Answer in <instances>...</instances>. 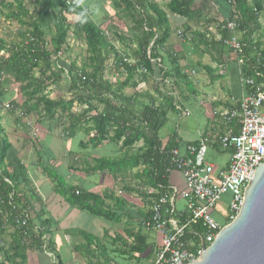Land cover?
I'll return each mask as SVG.
<instances>
[{"label": "trees", "instance_id": "trees-1", "mask_svg": "<svg viewBox=\"0 0 264 264\" xmlns=\"http://www.w3.org/2000/svg\"><path fill=\"white\" fill-rule=\"evenodd\" d=\"M110 1L113 14L96 23L92 13L81 2L71 5L65 0H35L33 16L23 5V0H11V2L0 0V13L1 8H8L9 13H6L5 17L14 19L26 27L20 34L19 42H6L0 38V53L3 51L6 54H0V72L8 73L20 84V90L27 95L26 102L23 103L27 108L25 112H37L41 123L42 120L59 122L64 127L66 136H72L80 129L86 135V123L92 122L94 135L89 140L91 145L95 146L104 140L121 142V146L127 149L126 153L119 158H101L97 161V167L118 174L141 168L134 173L140 181L137 192L150 205V196L157 195L147 194L142 188L149 186L160 190V186L166 188L169 185V176L174 170L172 169L171 172L167 170L171 168L170 150L176 148L180 154L185 155L186 146L196 143L181 141L175 132L168 135L165 140L158 136V131L166 120V114L169 110H175L172 96L163 94L161 102H157L158 98L150 96L149 101L146 102L138 100L137 96H126L123 91L126 87L135 88L141 80L146 81L158 75L183 79L189 91H193L186 75L181 73L176 57L166 52L172 65L171 70L165 71L161 64L160 50L170 34L167 12L194 21L203 17L205 21L211 23L210 21L216 20L210 19L209 15L213 13L212 10L217 4L222 21H234L238 25L236 31L243 43V53L234 54L237 60L239 56L244 58L241 65L243 74L255 77V70L264 73V42L256 38L264 5L263 0H168L164 10L157 0ZM69 15L76 17L73 25L75 34L84 40L87 56L81 64H77L76 60L71 61L68 69H65L56 61L72 27ZM105 20L112 23L105 26L108 23ZM118 21L124 23L128 35L117 31ZM44 26L54 29L49 39L50 48L46 46ZM106 30L111 31L118 40L125 43L126 49L117 50L105 34ZM194 33L201 36L200 41L204 43L205 48L218 50L226 48L222 40L230 35L229 31L221 30V40H214L212 36L208 41V38L198 31ZM258 51L260 55L257 54ZM110 55L114 57L115 67L120 73L125 74L123 80L117 79L111 82L104 78L105 61ZM124 58L132 60V63L124 61ZM61 80H64L65 90L71 95L69 98L64 96L52 98L44 93L50 85ZM3 94L4 90L1 87L0 101ZM91 99L102 103L103 110L86 120V113L93 109ZM75 103L82 107L78 112L72 111ZM1 119L0 115V200H3L0 208H11L9 203L13 201L16 205L28 206L31 215L32 203L22 190L26 185L24 165L13 154ZM139 141H142V145L132 151L134 144ZM81 146L86 148V142H82ZM44 170L55 181L58 192L71 205L109 220H118L122 215H131L128 209L127 211L123 209L124 199L115 200V209L106 202L107 198H112V194L99 196L83 190L79 191L67 184L56 171L51 172L49 168ZM11 192L12 199H9ZM29 195L31 199L32 195L31 197ZM22 199L26 204L22 203ZM139 215L141 217L139 230L134 232L133 243L128 248L129 252L140 258L143 254L151 255L154 247L148 245V235L143 233L142 222L148 217V209L139 210ZM6 223L10 224L11 220L8 219ZM12 223L14 224L13 220ZM37 224L40 227L44 226L43 232H47L45 222L35 223L32 218L28 226L13 225V241L10 246L9 241L4 240L1 235L6 227L0 216V250L4 252L5 258L14 259L16 256L22 260L25 258V246L30 242H26L23 232H30L31 227ZM196 233L198 241L201 234ZM82 235L88 237L84 233ZM33 241L38 247L42 244L39 237ZM9 249L14 250L15 256L9 255L6 251Z\"/></svg>", "mask_w": 264, "mask_h": 264}, {"label": "crops", "instance_id": "crops-1", "mask_svg": "<svg viewBox=\"0 0 264 264\" xmlns=\"http://www.w3.org/2000/svg\"><path fill=\"white\" fill-rule=\"evenodd\" d=\"M212 12L209 15L210 19H221V12L217 4H215ZM167 17L170 34L160 50L162 67L165 71L172 69L166 52L171 53L173 57H176L181 73L186 75L193 88V91L186 88L188 91L183 92L182 95L175 94L172 96L175 108L181 116H183V109L190 110L191 113L193 110L195 115L202 120L201 123L196 124L192 135L187 132L185 136L179 133L177 136L183 142H196L199 135L211 123L212 109L218 106H227L231 97H238L241 94V65L236 55L227 47L224 50L207 49L202 41H199L202 44L200 54L193 56V46L196 42L194 32L200 30L208 38V41L212 36L215 38L214 40H217V33L208 28L215 25L216 21L206 23V19L203 17L196 19V21L188 20L169 12H167ZM178 30L191 35V39H180L177 35ZM196 51H198V48L194 50V52ZM157 60L160 61V59ZM161 76H154L146 81L141 80L136 86V91L132 94H124L126 96H137L138 100H145L146 102L149 101L151 96L158 98L157 102H161L164 91L161 90L162 87H160V82L157 80V77L160 78ZM167 78L173 80V82L176 80L177 83L175 84L184 82L183 79L173 76ZM136 79H138V76ZM142 84L148 85V89L138 90L137 87ZM3 90L5 96L0 101V105L10 103L14 107L17 106L22 113V117H18V111L13 109L0 111L1 123L11 144L13 154L24 165L26 185L22 190L32 203V220L35 223L42 221L47 224L46 234L48 237L47 243L41 241L40 247L34 244L35 241L26 244L23 260L16 256L14 259L6 258L7 263L151 264L152 254L149 256L143 254L139 258L136 254L129 252L128 248L133 243L134 232L139 230V218H141L139 210L146 211L148 209L145 199L137 192L140 181L134 176V173L140 171L141 168H134L125 174H118L97 167L99 159L122 157L127 149L121 146V142L110 140H104L95 146L91 145L89 140L94 135L92 122L86 123V135L80 129L74 135L66 136V131L64 127L60 129L61 124L59 122L42 120L41 123L39 121L41 118H39L37 112H25L27 108L23 105L26 102L23 92V98H20L16 93L12 95L5 88ZM90 103L93 109L91 108L86 113V120L96 112L103 110V104L96 99H91ZM76 107L75 103L72 108L73 112L77 111ZM32 117L35 120H32ZM28 121L39 128L36 137L31 136V126ZM82 142H86V148L81 146ZM141 145L142 141L136 142L132 151ZM226 153L229 159V153ZM228 159L223 161L222 164H225ZM44 168H49L51 172L56 171L67 184L74 186L79 191L83 190L86 193L99 196L112 194V198H107L106 202L115 209V200L117 198L124 199L123 209L126 211L128 209L131 215H122L118 220H109L71 205L58 192L55 181ZM60 168L65 170L63 175L59 173ZM169 180L170 183L178 187L183 186L182 176L179 172L172 171ZM122 187L123 193L120 196L117 194V190ZM144 188L152 189L149 186ZM30 193H32V197L29 195ZM22 203L26 204L23 199ZM3 225L6 229L1 235L4 240L9 241L11 246L14 228H11V223H3ZM143 229V233L145 232L148 235V245L154 247L159 242V235L145 228ZM82 233L88 237L85 238ZM6 251L10 256H15L13 254L14 250L9 249Z\"/></svg>", "mask_w": 264, "mask_h": 264}, {"label": "built area", "instance_id": "built-area-1", "mask_svg": "<svg viewBox=\"0 0 264 264\" xmlns=\"http://www.w3.org/2000/svg\"><path fill=\"white\" fill-rule=\"evenodd\" d=\"M65 2L71 5L77 3L75 0ZM237 27L234 21L223 22L218 19L214 26L208 28L217 33V40H221V30L229 31L230 35L223 38L222 42L239 55L243 53V43L236 31ZM177 35L183 40L191 39V35L182 30H178ZM0 54H4L3 51ZM257 54L260 55V51ZM124 61L132 63L126 58ZM238 62L242 65L244 58L239 56ZM255 75L248 76L241 70V94L231 97L227 106L212 109L209 127L199 135L196 143L186 146L187 154H180L176 148L170 150L171 168L167 170L179 172L183 186L169 183L166 188L160 186V190L142 188L147 194L157 195L150 196L148 217L142 222L146 230L159 235L151 264H188L195 261L201 252V239L209 245L223 226L212 214L222 196L227 195L228 199L225 215L227 223L237 216L244 190L253 178L255 168L264 162V73L255 70ZM3 80L4 73L0 72V88ZM157 80L159 85L170 81L162 76L157 77ZM4 107L10 110L15 108L10 103ZM19 115L22 116V113L19 112ZM182 115H189V111L183 109ZM28 124L31 126V136L36 137L39 128L31 121ZM210 151L228 152L229 159L225 164L216 165L207 159ZM122 193V190H117L118 195ZM9 199H12V192ZM0 204H3V200H0ZM9 204L11 208H0L2 222L6 223L10 219L11 228L15 224L17 227L28 226L32 218L29 207L16 205L13 201ZM44 228L37 224L31 227L30 232L24 231L26 242L39 237L46 244L48 237L43 232ZM196 232L201 234L198 241ZM0 264H8L2 250Z\"/></svg>", "mask_w": 264, "mask_h": 264}, {"label": "rangeland", "instance_id": "rangeland-1", "mask_svg": "<svg viewBox=\"0 0 264 264\" xmlns=\"http://www.w3.org/2000/svg\"><path fill=\"white\" fill-rule=\"evenodd\" d=\"M5 1H10L11 0H5ZM77 3H82L85 8L89 10L90 13H92V17L96 23H99L103 19H106L107 17H110L113 14V10L111 8V1L110 0H75ZM158 4L165 10L166 9V3L168 0H157ZM88 4V5H87ZM23 5L26 7L27 10H29L30 14L35 13V0H23ZM263 5H264V0H263ZM2 12L0 13V38L4 39L6 42H19L21 40L20 34L26 29L23 25H21L19 22H17L14 19H9L5 17L6 13H9L8 8H1ZM14 9V8H13ZM34 16V15H33ZM69 19L72 21L71 24V29L68 33L67 36V41L66 44L63 46V49L61 53L58 54V59L57 63L63 65L65 69H68L69 64L71 61L76 60L77 64H81L83 60H86V45L84 40L79 38L77 34H75V27L73 26L75 24L74 21H76V17L69 15ZM104 23L105 26H109L112 22L107 21ZM212 22V21H210ZM215 22V21H213ZM207 23V21H206ZM115 24V23H114ZM118 24L117 31L128 35V31H126V28L124 26V23L122 21L116 22ZM52 25V24H51ZM214 26V25H213ZM46 33L45 40H46V46L50 48V43L49 39L54 33L53 27L49 29L47 26L43 27ZM50 30V31H49ZM109 30V29H107ZM107 36L108 39L113 43L115 48L117 50H124L126 49L125 43L121 42L118 40L111 31H107ZM201 34H204L200 30H197ZM49 33V34H48ZM195 44L193 46V56L199 55L200 54V49L202 48V44L199 43L200 41V36H195ZM256 38L259 39L262 43L264 42V13L262 14L260 18V27L256 32ZM198 48V51L194 52ZM105 67L106 70L104 72V78L109 79L111 82H115L117 79L118 80H123L125 77L124 73H120L119 69L115 67V61L113 55H110L109 58L105 61ZM66 73H64L65 75ZM176 80L173 82V80L168 81V82H162L160 84V87L162 91H164L163 94L166 95H171L174 96L175 94H180L182 95L183 92L188 91L185 86L184 82H179L178 84ZM2 87L8 90L10 94H18V97L23 98L22 90H20V84L15 82L8 73H4V80L2 82ZM138 90H147L148 85H140L137 87ZM20 91V92H19ZM47 91V92H46ZM125 94H132L134 91H136V87H126L124 90ZM169 92H172L169 94ZM44 93L49 94L50 97L55 98L59 96H64V98H69L71 95L68 94L65 90V82L64 80H61L58 83H54L50 85ZM25 95V99H27V95ZM5 95L1 96V100L4 99ZM6 98V97H5ZM174 99V98H173ZM31 103V102H30ZM77 107L75 108L78 112L82 107L78 104H76ZM10 109H7L4 107V105H0V111H7ZM12 110V109H11ZM13 110L18 111L17 116L22 117L19 115L20 109L16 106ZM179 111L175 108V110H169L168 113L166 114V120L164 124L161 126V128L158 131V136L160 139H165L168 137V135L172 133H179L183 136L187 132H189L191 135L194 133V129L196 127V124L199 122L201 123L202 120L199 119L196 115L195 112L192 113L189 110V117L188 116H181L179 115ZM22 119V118H21ZM29 119V118H28ZM32 120H35L34 117H32ZM63 129V126L61 125L60 129ZM207 159L210 162L215 163L216 165H220L223 163V161L228 159V155L226 152H217V151H210L209 154L207 155ZM59 173L63 175L65 173V170L60 168ZM120 190L123 191V187L120 188ZM227 195L222 196V199L218 201L217 205L212 211L213 217L222 225H224L227 222L226 218V211H227ZM149 207V206H146ZM6 248V247H5Z\"/></svg>", "mask_w": 264, "mask_h": 264}, {"label": "water", "instance_id": "water-1", "mask_svg": "<svg viewBox=\"0 0 264 264\" xmlns=\"http://www.w3.org/2000/svg\"><path fill=\"white\" fill-rule=\"evenodd\" d=\"M188 264H264V162L248 182L237 216Z\"/></svg>", "mask_w": 264, "mask_h": 264}]
</instances>
